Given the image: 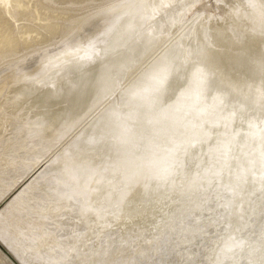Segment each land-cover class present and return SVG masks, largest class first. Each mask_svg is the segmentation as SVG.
Returning <instances> with one entry per match:
<instances>
[{
  "label": "rangeland",
  "instance_id": "1",
  "mask_svg": "<svg viewBox=\"0 0 264 264\" xmlns=\"http://www.w3.org/2000/svg\"><path fill=\"white\" fill-rule=\"evenodd\" d=\"M88 1H84V4H89ZM121 1H111L114 5L108 0L106 3L103 1L100 10L97 7L100 3H94L96 6L90 3L93 7L90 6L88 11L93 14H88L85 9L82 15L87 13V16L91 17L92 14L94 17L98 13L106 14ZM36 2L39 4L41 1ZM78 3L74 2V6L81 5V1ZM189 4L186 0L183 7L167 16L164 21L167 26L164 33H161L160 26L148 20V14H144L125 28L128 32L124 36H119V33L106 48L100 47L105 41L102 40L97 51L94 49L52 62L38 73L25 78L23 83L28 85L21 93L28 101L19 108L14 107L18 109L11 110L12 113L30 112L31 122L36 124L31 128L32 134L46 138L50 136L51 141L60 137L62 140L37 162L39 165L31 163L23 173L14 174L15 177L9 174L8 179L12 180L7 179L9 182L6 183L13 182L16 185L12 187V192H8L0 200V213L12 204L10 201L19 196L25 187L34 182L36 189L31 196L33 199L38 198V195L43 196L44 190L49 189L47 182L41 180L46 176V167L50 165L51 168H62V164L53 165V160L70 148L79 137L80 150L72 157L80 162L75 163L79 164L81 178L84 179L80 197L89 203V208L90 203L93 207L89 209V218L93 220L88 221L83 217L82 221L85 225H91L96 220L101 239L106 235L108 237V232L114 227V231L118 230V234L109 233V239L114 237L115 244L120 247L116 248L114 244L110 254H107L105 249V256L111 258H102L99 264H129L133 261H138L137 264H264V115L257 113V118H251L246 114L241 121L240 118L237 121V113L236 117H223L226 107H222L219 98L224 90H229L223 78L231 74L228 72V65L224 63L225 56L218 51H225L226 48L215 49V44L222 41L221 36L213 40L214 36L208 35L207 42L211 46L201 44L200 49H197L195 37L192 38L190 34L193 26L207 32L217 23H220L221 27L224 23L228 28L236 25L247 28L242 24L246 17L238 16V10L230 11L229 16V10L226 12L224 8H220L223 4L220 0H194L190 6ZM72 5L73 3L70 6ZM67 9L74 11L73 8ZM185 9L187 10L184 11ZM68 10L66 11L69 13ZM37 16L38 21L35 18L37 22H34L37 28L38 22L40 25L45 22L47 24L45 20L39 21L44 19L39 12ZM78 19L73 21L70 28L78 29L80 34L83 30L81 35L87 36L88 26H80ZM20 23L29 22L24 20ZM256 26L250 29L251 35L261 30ZM38 29L40 30V27ZM198 37L196 35V39ZM51 39L31 45V50L27 48L25 52L23 50L20 54L17 53V57L12 55L1 58L3 63L0 59V85L10 80L11 76L13 79H19L25 73L31 72L37 62H40L37 60L41 54L45 56V53L52 54L50 51L54 52V49L55 52L64 49L63 44L61 46L56 43V36L52 39L55 42ZM254 42L252 39L248 43L254 46ZM240 43L238 47L249 48L248 43ZM43 44L50 45L47 46L50 51ZM193 45L196 50L191 51ZM45 49L48 52H45ZM229 50L233 51L231 48ZM233 53L236 56L242 54V51L238 49ZM208 54L212 55V66L207 65L206 61L200 62L205 60ZM162 57H167L174 63L169 82L175 81L182 86L178 87L174 94L164 91L159 95L149 92L134 95V85L140 78L141 69L154 64ZM208 68L212 70L214 81L207 82L213 78L210 73L208 80L199 81L194 77L196 72L206 77L205 71ZM253 68L254 73L258 74V69ZM254 78L256 80L249 79L251 82L248 84L258 89L259 78ZM33 88L36 90H32ZM7 99H10V96ZM94 107L92 116L74 125L84 111L90 108V111H86L89 114ZM245 107H238L241 109L238 113L247 109V112L255 110L251 106ZM100 114L102 117L98 124L90 128ZM83 115L86 117L85 113ZM63 118H66V122L74 119V123L63 127L64 131L57 137L55 133L65 120ZM38 122L40 125L37 126ZM242 122L247 126L241 124ZM72 125V131L65 137L62 136ZM7 132L3 134L2 141L13 136L11 131ZM86 139L88 141H85ZM14 155L19 160L27 159L26 161L30 157L27 149L16 151ZM82 158L87 163L84 168ZM0 164L2 170L8 168L4 166V161ZM29 208L23 213V222L30 218ZM56 219L54 215L47 217L43 229L56 228L57 234H65L61 228L55 226ZM21 223L18 222V225L21 226ZM10 230L8 234H12L13 229ZM35 230L32 228L29 231L32 235L40 233L39 229ZM78 233L73 231L72 246L62 254V264H85L87 260H91L95 248L92 243H97L98 239L93 237L84 246L80 237L75 236ZM0 264H3L1 260Z\"/></svg>",
  "mask_w": 264,
  "mask_h": 264
},
{
  "label": "bare ground",
  "instance_id": "2",
  "mask_svg": "<svg viewBox=\"0 0 264 264\" xmlns=\"http://www.w3.org/2000/svg\"><path fill=\"white\" fill-rule=\"evenodd\" d=\"M40 1H41L40 3H42V4H40V3L37 4L36 0H0V49H1L0 59L3 57L8 58V56L12 57V55L16 56L17 53L20 54L23 50L25 52L26 51L25 49L30 48L31 45L34 46V45H36V43H38V44L43 43L47 39L50 40V38L54 39L55 36H56V39H55L56 43H59L60 45L63 44V47H64V49H62V50L60 49L59 52H55V49H54V52H55L54 53V52H52L53 50L52 51L49 50L48 47H50V45L48 46V45L43 44V46H46L48 51H50L52 54L45 53V52H48L45 49L46 51L45 52L43 51L45 53V56H43L44 54H41L40 56H38V58H40V59L37 61H40V62H37L38 64H36V66L33 68V70H31V72L25 73L24 75L20 76L19 79H13V76L10 75L11 76L10 80H8L6 82L4 81V83H2L0 85V162L4 161V166L8 167L4 170H2L0 168V200L2 198H4V196H6L8 194V192H12L11 189L15 184V183L13 184V182H12V184L6 183L7 179L9 178L8 177L9 174L10 175L13 174V176L15 177L16 175H14V174L23 173L24 171H26L30 167L31 163H37L38 161H40L48 152H50L57 145L58 141L62 140L60 137V138L56 139L55 141H51V140H49L50 136L48 138H46V137H42L39 135L35 136V134H32L31 128L36 124L31 122L32 118L30 116V112H27V114H24L25 112L21 113V114H13L12 113L13 110H17L21 106V104L26 103L28 101V98L26 96L22 95V93H21L22 90L24 89V87H26L28 85L27 83H23V81H25V78H29V76H32L33 74L38 73L45 65L50 64L52 62H55V61L58 62L60 60H63L64 58L77 56L80 53H84V52L88 53L89 51L94 50V49L98 50V48H100V47L106 48V46L110 45L116 39V37L119 33H120L119 36H122V35L124 36V34L126 32H128L125 30V28H127L134 19L139 18L140 16H142L144 14H148L149 15L148 20L152 21V22L156 23L158 26H160L161 30H162L161 33H164L163 31L167 27L164 21L167 19V16L172 14V13L177 12V9L179 10L181 7H183L182 5L184 4V2L186 0H122V1L118 0L121 2H119L118 5H115V7L113 6V8H111V10L109 12L106 10L108 12V13L106 12V14H104V12H103V14H100V13H98L100 11L97 10L98 11L97 12L96 10H94V12L96 11L98 13V14L95 13L97 15H94V17L92 15L93 14L92 11H90V12H92L91 17H90V15L87 16L88 14H90V12L88 11L89 7L90 6L93 7V5H91V4L96 3V5H97V3H100V5H97V7L99 9V7L103 5L101 3L103 1H104V3H106L105 2L106 0H89L88 1L89 4H87V5L84 4V1H87V0H40ZM80 1H81V5L74 6V2H77V4H79L78 2H80ZM111 1H113V0H110V1L108 0V2H111ZM187 1L190 3L189 6L194 2V0H187ZM220 2L223 3L222 5H220V8H224L225 11L229 10L227 13V14H229V16L231 15V13H229L230 11L233 12V10H235V12H236L238 10L239 11V12L237 11L238 16L246 17V20L243 21L242 24H243V26H245L247 28H244L240 25L239 26L236 25V26H233L231 28H228V26L224 25V23H222L223 27H221L220 23H217V24H214L212 26V28H209L207 30V32H204L203 29L200 30V29H197L193 26L190 34L192 35V38L195 37L196 46L198 45L197 49L201 46V44L210 45L207 42L208 41V38H207L208 35H210L212 37L214 36L213 40H217V37L219 36V38H220V36H221L222 41L219 39L221 44H220V42L216 43L214 46L215 49L220 50L222 48H226L225 51L224 50L218 51L220 54L225 56V57H223L224 63L228 65V68H229L228 72L231 74L230 76H226L223 78L225 80V82L227 83L229 90H224L222 93V97L219 98L221 103H222V107L223 108L226 107V112H223V114H224L223 117L225 119H228L229 117L232 116L231 115L232 113H237V115H236L238 117L237 121L239 118H240L239 121H241L242 117H245L246 114L248 116L250 115L251 118H254V117L257 118L258 117V115H256L257 113L264 115V72H262L260 70V64H261L262 60H264V56L260 55V54H264V0H220ZM71 3H73L72 6H70ZM111 3H112V5H114V3H116V2L114 1V3L113 2H111ZM38 6H40V7L38 8ZM67 8H69L70 10H72V8H73L74 11H69ZM85 9H87L88 14L85 12L87 15L85 13H84L85 15H82ZM66 10H68L69 13ZM91 10H93V9H91ZM104 10H105V8L103 9V11ZM186 10L187 9H185L184 11H186ZM219 10H222V9H219ZM38 12L44 18V19H42V17H41L42 20L39 19V21H43V20L47 21V24H45L46 23L45 22L43 25H40V23L38 22L40 30L38 29L39 27L37 28V24H35L38 21V19H37V17H39V16H37ZM70 13H72L73 15ZM70 15H72V16H70ZM35 18L37 19V21H35ZM172 18L173 17H171V21H172ZM75 19H78L79 22L78 21L77 22H78V24H80V26H84V27L88 26L86 28L87 30L89 29L87 36L81 35V34H83L82 33L83 30L80 34V31L78 29H75V28L71 29L70 28L71 26H73L72 23ZM235 19H237V18H235ZM24 20L29 22V23L28 24H26V23L21 24L20 22L21 21L24 22ZM237 23H238V21H237ZM172 25H173V23H172ZM256 25H258V28H260L261 29L260 31H262V32L259 33L260 31L258 30L257 34L251 35L250 29L252 27H254V28L257 27ZM81 29H82V27H81ZM139 29H141V28L139 27ZM218 30H219V32H218ZM134 32H135V30H134ZM136 33H137V31H136ZM95 34H96V36H95ZM134 35H136V34L134 33ZM196 35L199 36L198 39H196ZM2 36H3V40L1 41ZM131 36H132V34H131ZM168 36H170V35H168ZM135 37H137V36H135ZM98 38H99V40H98ZM177 38H179V37H177ZM52 39H51V41H54ZM252 39L255 41L254 46L251 43H248ZM102 40H105L104 43L100 47H98ZM126 42H128V39ZM138 43H140V42H138ZM199 43H200V45H199ZM239 43L240 44L248 43L249 48L244 49V47H238ZM40 45L42 46V44H40ZM40 45H39V47H40ZM54 45H53V47H54ZM141 46H142V44H141ZM194 47H195L194 45L191 47V51L196 50V48H194ZM37 48H38V46H37ZM51 48H52V45H51ZM137 48H138V46H137ZM229 48H231L232 50L239 48L242 51V54H238L239 53L238 52L237 53L238 55L235 56L233 51L229 50ZM31 49L32 48H30V50ZM35 51H37V50H35ZM258 51L260 52V54ZM30 53H31V51H30ZM38 54H40V53H38ZM240 55L245 56L246 58L242 57ZM27 56H29V55H27ZM34 56L37 57L36 55H34ZM130 56H132V55H130ZM207 57L210 60H208ZM28 58L30 59V56ZM211 58H212V55L208 54V55H206V59L200 60V62L206 61L207 65L212 66L213 65L212 64L213 59H211ZM33 59H34V57H33ZM2 60L3 59H1V62H2ZM24 60H25V58H24ZM24 60H22V61L24 62ZM32 61H34V60H32ZM9 62H11V61H9ZM9 62H7V63H9ZM27 62H28V60H27ZM64 63H66V62H64ZM28 64H30V63H28ZM197 66H198V64H197ZM32 67H31V69H32ZM253 67H256V70L258 69V74L254 73ZM76 70H78V69H76ZM219 70H221V69H219ZM221 71H220V74H221ZM209 73H210V76L213 77L212 70L210 68H208L205 71V74H206L205 79L206 80H208V74ZM26 74H28V75H26ZM102 74H105V73H102ZM254 77L259 78L258 89H257V87H255V86L252 87L253 85L251 86L250 84H248L251 82L250 81L251 79L256 80ZM8 78L9 77H7V79ZM228 78H230L231 80H229ZM94 79H95V77H94ZM214 79H215L214 77L210 78L207 82L214 81ZM71 81H72V79H71ZM19 82H22V83H19ZM117 83H118V81H117ZM253 88L255 89L254 91L251 90ZM32 90L35 91L36 89L33 88ZM91 90H93V88ZM83 92H85V91H83ZM90 94H91V92H90ZM9 96H10V99H7ZM79 97H81V96H79ZM79 102L81 103V101H79ZM118 103L120 104V101ZM244 106H246L245 108H247L249 106H251L252 108L254 107L255 110H250L249 112H247V110H248L247 109L246 111H243V112L240 111L238 113V111L241 110V109H238V107L243 108ZM14 107H18V108H14ZM87 110L90 111V108ZM86 111L83 112V114L85 113L86 117H84V115L82 114L80 119H78L77 122L74 124L75 126L78 123H80L81 121H85L84 119H87V117L90 116L91 113L93 114V112L95 111V107L89 114H87L88 112H86ZM137 112H139V111H137ZM228 113L230 116L228 115ZM103 115H104V113H103ZM122 116H124V115H122ZM101 117H102V115L100 114V117H97L96 120H94V123H92L93 125L90 128H94V126H96L98 124ZM63 119H65V120H63V121H65V123H63V121H62L61 125L58 127V129L55 133V134H57V137H58V135L62 134V132L64 131V129L66 127H68L69 125L74 123V119L70 120L69 122H66V118H63ZM190 124H191V122H190ZM241 124L246 125L245 122H242ZM38 125H40L39 122H38L37 126ZM74 125L70 126L67 130H65L66 133L64 132V134L62 136L65 137L67 135V133L72 131V128ZM63 127H65V128H63ZM188 127L186 126V128H188ZM184 128H185V126H184ZM193 129H195V128L193 127ZM76 130H77V128H76ZM7 131H11L13 136L2 141V136H4L3 134ZM84 132H86V131H84ZM175 133H176V131H175ZM198 134H199V132H198ZM80 136H82V135H80ZM91 137H92V135H91ZM36 138H38V139H36ZM85 141H88V140L86 139ZM152 143H153V141H152ZM72 144L73 145L70 148L66 149V151L62 155L60 154V156H58L56 159H54L53 162L51 161L53 163V165H54V163L56 165L62 164L63 167L59 168L60 170L56 169V168H51V166L49 165L50 163L48 164L49 166L46 167V171H45L46 176L41 178V180H44L47 182V184L49 185V187H48L49 189L44 190L43 196L38 195V198L34 197V199L31 196V194L36 189V184L34 182L32 185H30V186L28 185L29 187L28 186H27V188L25 187L22 190V192L19 194V196H17L16 198H13L12 199L13 201H10V202H12V204H10V206L8 208H6L5 210L2 211V213H0V260L3 262V264H62V259H63L62 254H64L65 250L69 246H72V240L71 239L74 238L72 236V233L74 230L79 232L78 235H75V236L80 237V242L84 246L87 245V242L91 238L93 239V237H94V238H96V240L98 239L97 243H92L93 246H95V248H93L94 250H93V254L91 256V260L90 259L87 260L88 262L85 264H95V263L99 264L101 262L102 258H107V259L111 258L108 256L106 257L104 251L106 249L107 254H110L111 252H113L112 247L114 248V244H115L116 240L114 239V237L112 239H109L110 238L109 233H114V235H115L116 233L118 234V230L114 231V229H115V227H114L112 229V231L108 232V237L106 235V236H104L103 239H101L100 237L102 235H100L99 231H97L98 225H97L96 220H94V223H91V225H85L84 222L82 221L83 217H85L88 221L93 220L92 218H89V216L91 215L90 210H91L92 204L90 203V208H89V205H88L89 203L87 204V202L84 200V198L80 197V196H82V189L84 187V185H83L84 179L81 178L82 175L80 174V170L78 168V165H79L78 163H80V162L78 160H76L74 157H72L73 155L75 156L76 151L80 150L79 146H78L80 144L79 137ZM188 145H190V143ZM71 148H73V149L71 150ZM23 149H27V152L30 155V157L28 158L29 159L28 161H26L27 159L26 160H24V159L19 160V158L14 155V152L19 151V150H23ZM95 156H99V155H95ZM52 158H53V156H52ZM72 158H74V159H72ZM82 160H83V163H85V165L82 167V168H84L87 163H86V160H84L83 158H82ZM76 161L78 163H75ZM2 164H0V167ZM37 164L39 165V163H37ZM2 168H5V167H2ZM82 168H80V169H82ZM22 178H23V176H22ZM13 179H15V178H13ZM8 180H12V179L10 178ZM7 182H9V181H7ZM37 182H39V181H37ZM18 183H20V182H18ZM28 207H30L29 208L30 213L28 214V215H30V218H28V220L26 219V222H23V213L27 211ZM51 215L52 216L54 215V217H57V219L55 220V226L57 228H61V231H63L65 234H57L56 228L54 230L53 229L52 230H47V229L45 230L46 227H44V229H43L44 220ZM21 219H22V221H21ZM48 221H49V219H48ZM18 222H19V224H20V222H22L21 226L18 225ZM50 222H48V223H50ZM46 223H47V220H46ZM47 227H49V226H47ZM32 228L34 230H35V228H37L36 230L39 229L38 232L40 231V233L35 232L36 231L35 230L34 232L37 234L32 235L29 231ZM10 229H13L12 234H8L9 231H11ZM80 230H81V232H80ZM89 230H91V232H89ZM31 232H33V231H31ZM95 233H97V234H95ZM117 246H119V245L117 244L116 248H117ZM114 252H116V251H114ZM95 258H97V260H95ZM123 262H124V260H123ZM135 262L133 261L132 263H129V264H137L138 261L136 263ZM108 264H111V263L108 262Z\"/></svg>",
  "mask_w": 264,
  "mask_h": 264
},
{
  "label": "snow or ice",
  "instance_id": "3",
  "mask_svg": "<svg viewBox=\"0 0 264 264\" xmlns=\"http://www.w3.org/2000/svg\"><path fill=\"white\" fill-rule=\"evenodd\" d=\"M260 70L264 72V60L260 64ZM173 71V61L167 57H162L154 64L146 66L141 69V75L134 85L133 94L149 92L153 95H159L164 91L174 94L175 90L182 85L177 84L175 81L169 82V76ZM194 77L199 81L205 79V76L199 72L194 73ZM231 115L234 117L236 113Z\"/></svg>",
  "mask_w": 264,
  "mask_h": 264
},
{
  "label": "flooded vegetation",
  "instance_id": "4",
  "mask_svg": "<svg viewBox=\"0 0 264 264\" xmlns=\"http://www.w3.org/2000/svg\"><path fill=\"white\" fill-rule=\"evenodd\" d=\"M239 48H237V49H233V51H236V50H238ZM242 49V48H241Z\"/></svg>",
  "mask_w": 264,
  "mask_h": 264
}]
</instances>
